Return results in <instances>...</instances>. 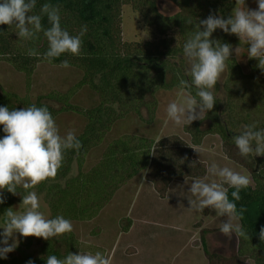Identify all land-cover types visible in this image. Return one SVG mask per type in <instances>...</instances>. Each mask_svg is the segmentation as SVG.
Masks as SVG:
<instances>
[{"label":"trees","instance_id":"obj_1","mask_svg":"<svg viewBox=\"0 0 264 264\" xmlns=\"http://www.w3.org/2000/svg\"><path fill=\"white\" fill-rule=\"evenodd\" d=\"M44 3L59 5L61 27L71 35H78L81 27L87 26L80 54H63L48 63L42 58L48 47L43 33H39L37 39L22 42L13 27L0 25V61L23 75L26 90L40 62L59 65L67 59L80 76L64 92L51 90L33 98L0 89V106H7L9 110L32 104L46 106L53 118L60 113H73L84 122L76 136L82 144L79 152L66 151L57 176L35 189L45 215L54 218L62 214L72 223L89 221L122 185L140 172L147 182L159 183L165 189L173 181L201 179L206 171L192 158L193 148L200 147L205 137L215 136L224 155L245 168L250 176V185L241 190V199L234 202L237 210L246 209L239 223L251 239H237L233 234L234 253L227 256L207 252L199 236L205 264H242L247 260L264 264V241L259 239V231L264 227V156L238 155L232 139L240 134L244 125L255 123L256 130L264 129V74L255 67L257 61L247 58L243 44L240 47L245 55L246 70H242L233 55L230 57L225 77L214 90V95L217 90L222 91V104L215 96L216 103L204 120L181 126L180 134L185 139L175 135L157 140L123 135L107 142L96 162L83 170L88 151L103 142L104 135L116 121L128 114L141 120L140 111L144 110L146 121L143 122L150 124L156 109L155 93L180 89L181 79L190 80L186 75L189 66L186 68L183 44L199 21L210 13L227 18L233 3L230 0H36L33 14H39ZM125 5L138 15L146 30V39L127 41L122 38L121 8ZM42 23L45 28L49 27L46 17ZM212 39L229 43L233 48L239 46L236 36L219 29ZM28 48H35L40 55L28 56ZM83 86L96 97L93 106L80 108L70 103L72 95ZM3 135L0 127V138ZM230 151L239 158H231ZM233 190H228L230 200ZM18 192L21 196L25 194L22 189ZM3 195L5 203L0 204V221L6 209L21 203L19 195L6 191ZM17 237L20 243L14 250L15 255L0 259V264H27L29 260L33 264H46L49 255L64 258L68 253L76 254L79 248L72 232L49 241L36 238L34 243L31 237L24 239L18 234ZM33 245L37 246L34 252Z\"/></svg>","mask_w":264,"mask_h":264},{"label":"clouds","instance_id":"obj_2","mask_svg":"<svg viewBox=\"0 0 264 264\" xmlns=\"http://www.w3.org/2000/svg\"><path fill=\"white\" fill-rule=\"evenodd\" d=\"M230 2L234 6L227 18L210 13L199 21L183 44V56L189 64L186 75L190 80L179 81L181 100L169 103L166 109L168 120L177 127L202 121L213 109L216 85L228 69L233 53L241 52V44L246 48L247 58L257 61L255 67L264 74V0H255V9L246 7V0ZM35 7L36 0H0V25L13 27L22 42L37 39L38 34L43 33L48 47L42 58L48 63L63 54L79 55L87 26L83 25L79 34L73 36L61 27L59 5L44 3L39 14H33ZM43 17L47 18V28L42 23ZM217 29L236 36L239 46L233 48L229 43L212 39ZM26 54L30 57L40 55L35 48H28ZM56 66L63 69L71 67L67 59ZM0 127L4 133L0 138V204L5 203L3 193L6 191L21 197L18 206L22 209H6L0 221V259H7L20 243L17 234L24 239L33 237L49 241L73 231L72 221L62 214L49 218L40 210L41 201L35 189L57 176L66 151L75 150L78 153L82 144L74 131L70 130L63 136L59 134L46 106L32 104L19 110L0 106ZM232 139L238 155L264 156V129L256 130L255 123L244 125L240 134ZM207 172L206 177L194 179L191 183L189 191L194 199L188 200V210L202 213L210 208L216 216L227 217L226 222L220 224V233L226 237L234 234L237 239L250 240L251 236L239 223L246 209L237 210L234 202L241 199V190L250 185V176L229 167H219L215 162L208 166ZM229 188L234 189L232 200L229 199ZM18 189L25 194L21 196ZM259 239L264 241V227L259 231ZM27 264L33 262L29 260ZM46 264L110 262L100 251L95 254L79 251L68 253L64 258L49 255Z\"/></svg>","mask_w":264,"mask_h":264},{"label":"rangeland","instance_id":"obj_3","mask_svg":"<svg viewBox=\"0 0 264 264\" xmlns=\"http://www.w3.org/2000/svg\"><path fill=\"white\" fill-rule=\"evenodd\" d=\"M246 7L255 9L257 4L255 0H246ZM121 33L122 38L127 41L147 38L138 15L127 5L121 8ZM233 57L245 71V55L242 50L236 55L233 53ZM185 62L188 68L187 60ZM79 76L80 73L72 67L63 69L40 62L35 66L29 78V88L26 90L23 75L0 61V89L17 96L27 94L33 98L51 90L64 92ZM224 77L225 72L218 82L219 85ZM180 91L170 89L155 93L156 109L150 124L143 122L146 121L144 110L140 111L141 120L133 114H128L116 121L104 135L103 142L88 151L84 158L83 170H87L96 162L107 142L123 135L151 140L175 135L185 139V136L180 134L181 126L177 127L171 123L166 113L169 103L180 102ZM215 96L222 104V91L217 90ZM95 101L94 94L84 86L70 99L72 105L80 108L93 106ZM54 120L62 136L70 130L77 136L84 124L83 120L73 113H60ZM230 153L231 158H239L233 151ZM192 158L205 168L204 177L208 175V166L213 162L219 167H229L249 175L245 168L224 155L222 145L215 136L205 137L200 147L193 148ZM72 172L74 173V167ZM192 182L193 180L187 179L173 181L165 189L159 183L150 184L144 179L142 172L138 173L115 192L93 219L72 223V233L79 245L78 252L95 254L100 251L107 256L110 264H205L200 250V236L207 252L232 256L234 249L230 244L231 237H226L219 231L220 224L226 222L227 217L216 216L215 211L210 208L204 209L202 213L188 210V200L194 199L189 191ZM12 208L14 211L22 210L18 204H14ZM40 210L46 214L42 203ZM31 239L34 243L36 238ZM36 249L37 246L33 245L32 252ZM12 255H15V251L7 257ZM242 264L252 263L247 260Z\"/></svg>","mask_w":264,"mask_h":264},{"label":"flooded vegetation","instance_id":"obj_4","mask_svg":"<svg viewBox=\"0 0 264 264\" xmlns=\"http://www.w3.org/2000/svg\"><path fill=\"white\" fill-rule=\"evenodd\" d=\"M231 239H232V241H230V244L233 246V249H235V248H234V247H235V246H234V244H235V243H234V239H235V238H234V235L231 236ZM221 241H223V240H221ZM232 243H233V244H232ZM229 246H230V245H229ZM233 251H234V250H233Z\"/></svg>","mask_w":264,"mask_h":264}]
</instances>
